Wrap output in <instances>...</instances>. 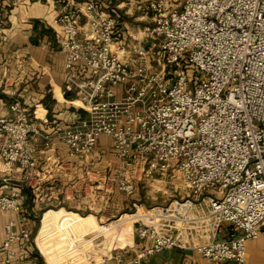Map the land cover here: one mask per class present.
<instances>
[{
    "label": "built area",
    "instance_id": "obj_1",
    "mask_svg": "<svg viewBox=\"0 0 264 264\" xmlns=\"http://www.w3.org/2000/svg\"><path fill=\"white\" fill-rule=\"evenodd\" d=\"M111 4L66 0L53 19L65 88L77 104L65 110L61 138L82 167L81 190L103 183L137 205L140 184L170 172L181 174L188 193L135 220L134 232L150 244L130 258L126 245L113 249L97 264H148L173 248L195 249L210 264H245L247 242L264 237V0H149L154 19L145 31L159 42H136L124 57ZM9 106L12 115L0 116V155L21 169L13 178L42 210L57 180L37 179L39 125L31 110L19 97ZM102 135L119 160L103 179L91 160ZM44 138L49 145L53 135ZM25 201L22 189L0 187V211L19 212ZM7 229L0 264L12 262L15 241L32 240L27 228Z\"/></svg>",
    "mask_w": 264,
    "mask_h": 264
},
{
    "label": "crops",
    "instance_id": "obj_2",
    "mask_svg": "<svg viewBox=\"0 0 264 264\" xmlns=\"http://www.w3.org/2000/svg\"><path fill=\"white\" fill-rule=\"evenodd\" d=\"M144 1L131 0L133 5H137L139 15L141 11L145 12ZM65 3L66 0H20L19 3L14 4L13 0H0V116L12 115L9 105L15 97L21 98L31 110L39 125V131L33 136L38 147L37 162L40 172L37 179L40 181L57 180L58 189L54 192L53 200L45 208L49 205L61 206L45 210L38 230L37 220L41 204L37 202L31 188L25 186L22 180L16 181L13 178L21 172V169L15 164L7 163L0 155V187L2 186L5 191L9 192L22 189L26 193L23 210L19 212L0 211V261L5 256L3 244L8 237V224L16 232L27 228L32 236L31 241L21 239L14 242L16 255L10 264H44L42 256L34 245V232L37 230L36 243L42 250L47 264H50L51 256L48 248H51L49 240L52 229L56 224L60 226V221L64 217L74 220L78 215V212L67 210L65 206L74 210L89 209L88 214L78 215L79 221L88 226L98 225L100 229L107 231L114 224L112 221L99 223L95 212L99 210L93 209L92 202L76 198L82 191L81 180H78L82 167L78 160L70 157L69 149L61 138L68 123L65 110L77 107L76 103L71 102L65 88V53L60 48L53 23L54 16ZM126 3V0H112L111 4L118 19L116 49L123 57L129 54L128 50L131 49L129 46L136 42H159L158 38L146 35L145 25L141 27L140 24L136 25L126 20L124 16ZM147 7L149 8V2ZM149 9L152 12L151 24H153L154 13L151 8ZM143 17L144 15L138 16L139 19ZM5 34L9 36L8 40L3 39ZM120 45L127 47L126 52L119 48ZM127 85L118 86L119 97L125 93ZM45 133L53 135L49 145L46 144ZM91 160L100 178L103 179L108 172H113L119 165V160L113 151L111 137L107 135L100 137L95 151L91 154ZM8 175L12 179L9 182L3 181V177ZM108 191L111 190L108 189ZM115 192L124 193L117 190ZM120 201L110 202V205L104 206V210L107 207L116 210V205L120 204ZM121 205L122 202L119 208ZM140 215L142 214L139 210L135 213H124L117 221L126 220L124 216L138 217ZM133 239L125 251L127 258L132 257L140 247L152 242L149 239L139 238L137 234ZM62 245H64V250L61 248L57 252L54 251V261L57 264H69V262L66 263L68 259L66 256L72 255L73 251L66 255L69 251H66L64 243ZM247 248L248 256L245 264H264V237L250 239L247 242ZM112 262L114 260L111 259L110 263ZM148 264H210V262L195 249L173 248L149 257ZM219 264L238 263L233 261Z\"/></svg>",
    "mask_w": 264,
    "mask_h": 264
},
{
    "label": "rangeland",
    "instance_id": "obj_3",
    "mask_svg": "<svg viewBox=\"0 0 264 264\" xmlns=\"http://www.w3.org/2000/svg\"><path fill=\"white\" fill-rule=\"evenodd\" d=\"M126 1L127 3L124 7V9L126 10V13H124L126 20L131 23H135L136 25L140 24L141 27L144 25H151L152 12L147 7L149 0L148 2L146 0L144 1L143 5L145 6H143V9L145 12L141 11L140 15L137 13V5H133L131 0ZM182 1L183 0H180V4L182 3ZM141 15H144V17L139 19L138 16ZM200 73L201 77L206 75L205 72ZM155 178L156 179L154 180L146 179L140 184L138 191L134 196L138 199L137 205L133 204V197L127 196L124 193H112L111 191H108L107 185L103 186V184H100L101 188H103L100 189L95 184L88 183V188H83L82 191L79 192L80 195L76 198H81L84 199V201L89 200V202H92V204L94 205L93 209L96 208L97 210H99L95 211L97 213L96 218L99 223L103 224L112 221L114 224L111 229L107 231H103L98 225L96 227L88 226L86 223L79 221L80 219L78 215L88 214L90 212L89 209L86 208L81 210H74L71 207L65 206L67 210L74 211L76 213L78 212V215L74 220H68L66 217H64L60 221V226L59 224H56L52 229L50 235L51 237L49 240L51 244L50 247H54L57 249L48 248V253L51 256L50 264H57L53 258L54 251L57 252L61 250V248H63L64 246L62 245V243L66 245V251H69L66 255L73 251L72 255L66 256L68 258L66 263L69 262V264H97L101 261L102 257L105 254H108L111 250L123 247L125 245L128 246V244H131L133 242V238L136 234V232H134V224H136L137 226V222H135V219L145 217L147 213L154 212L149 209L157 204L166 205L171 202L173 198L179 199L187 197L188 188L186 187L180 173H156ZM113 201H120V204L122 202V208H119L120 204H117L116 210H113L111 207H107L106 210H104V206L110 205V202L112 203ZM60 207L61 206L59 205H49L47 208L42 209L38 213V230L45 210L49 208ZM138 210L142 215L138 217L124 216L126 220H124L123 222L117 221L124 213H135ZM38 230L34 232V245L42 256L44 264H47V260L43 255L42 250L36 243ZM62 250H64V248ZM88 252H94L95 256L93 258H90Z\"/></svg>",
    "mask_w": 264,
    "mask_h": 264
},
{
    "label": "bare ground",
    "instance_id": "obj_4",
    "mask_svg": "<svg viewBox=\"0 0 264 264\" xmlns=\"http://www.w3.org/2000/svg\"><path fill=\"white\" fill-rule=\"evenodd\" d=\"M46 254V253H45Z\"/></svg>",
    "mask_w": 264,
    "mask_h": 264
}]
</instances>
